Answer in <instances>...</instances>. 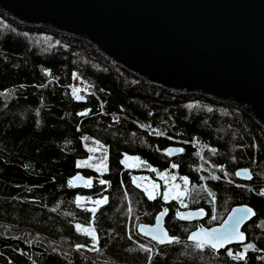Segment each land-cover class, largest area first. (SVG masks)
<instances>
[{
    "label": "trees",
    "instance_id": "16d2710c",
    "mask_svg": "<svg viewBox=\"0 0 264 264\" xmlns=\"http://www.w3.org/2000/svg\"><path fill=\"white\" fill-rule=\"evenodd\" d=\"M74 72L92 88L83 99L70 92ZM82 134L107 146L108 171L77 165L87 155ZM171 145L183 151L168 155ZM125 153L140 158L135 167L120 163ZM246 166L252 177L237 178L235 169ZM77 172L87 177L84 186L69 184ZM157 172L188 177L184 205L163 198ZM139 175L159 181L153 199L133 183ZM261 188L264 126L244 108L150 83L83 38L0 9V264H264ZM78 194L106 202L93 213L76 202ZM241 203L255 212L243 228L244 243L254 245L244 260L226 254L244 243L196 248L186 237L198 222L175 217L177 209L203 208L200 223L209 227ZM164 208V227L176 237L171 244L137 229ZM75 223L93 227L95 245Z\"/></svg>",
    "mask_w": 264,
    "mask_h": 264
},
{
    "label": "water",
    "instance_id": "95a60500",
    "mask_svg": "<svg viewBox=\"0 0 264 264\" xmlns=\"http://www.w3.org/2000/svg\"><path fill=\"white\" fill-rule=\"evenodd\" d=\"M0 9L24 23L81 37L150 83L238 105L264 126V0H0ZM244 168L249 176H235L249 180L247 166L236 168L234 174ZM77 173L69 184L84 186L87 177ZM177 210L175 217L182 221H199L205 214L204 210L184 219L176 216ZM161 212L164 227L167 209ZM227 213L209 227L198 222L186 239L198 226L207 229L223 223ZM254 214L240 225L244 240L222 248L246 241L243 228ZM155 223L156 217L154 223H139L137 229L144 235L139 226Z\"/></svg>",
    "mask_w": 264,
    "mask_h": 264
},
{
    "label": "snow or ice",
    "instance_id": "6c2138e0",
    "mask_svg": "<svg viewBox=\"0 0 264 264\" xmlns=\"http://www.w3.org/2000/svg\"><path fill=\"white\" fill-rule=\"evenodd\" d=\"M47 71V70H45ZM75 75V73H74ZM79 90L77 88H73L72 89V94L73 96H75L76 99H83L82 96L77 95V92ZM84 112H87V110L85 109ZM161 135H163V133H159ZM97 143H99V141H97ZM90 151H92V149H89ZM165 152H168L169 154H171V152L175 151V152H181L183 151V149L181 148H169V149H165ZM89 159H91V157H89ZM139 157H129L127 154H124V158L121 159L120 163L124 164L125 167H135V164H129L127 161L128 160H139ZM104 160H106V156L103 158L102 162L99 164H89V167H95L96 171L98 172H105L108 171L107 165L105 162H103ZM77 165L81 164V161H77L76 162ZM145 164L146 167H148L149 169H151L152 171H156V169L152 168L151 165L147 164L146 162H143ZM172 167H176L175 164L172 165ZM221 168V170H223V166L220 165L218 166ZM167 170H165L166 172ZM157 175L163 176L164 173L163 172H157ZM235 175L240 176V175H244V176H249V170L247 168L244 169H238L235 173ZM77 176H79V174L77 173ZM213 179H218V177H216L215 175H213L212 177ZM72 179H76V177H73ZM138 179H144V177H133L132 181L134 184L137 183ZM181 179L184 181V190L181 191L180 187L173 183L171 185H169L168 180H165V186H164V190H163V198L165 200H169V199H176L178 201H180V203L183 205L184 201L183 199H181L183 196H185V194L189 191V186H188V177L184 176L181 177ZM201 179H204L203 177H201ZM88 180H91V177L88 178ZM101 184H107L108 181L105 180H100L99 181ZM142 185L137 184V187H141ZM144 188V192L146 195H148L149 199H153L155 194H156V189H157V185L153 182L150 183L149 185H143L142 186ZM204 191H207L208 196L213 197L214 199V193L210 190L207 189L206 186L201 185L200 186ZM260 194L264 195V188L260 189ZM81 200L80 196L76 197V202L79 203ZM106 200L105 198H101V199H97L95 201H93V203L95 205H100L102 203H105ZM90 212H95L96 209L95 208H91L89 209ZM166 211V210H165ZM204 212V209L202 208H198L195 211H188V212H181L179 210H177L176 212V216L180 217V218H184V219H190L193 216H200L202 215ZM253 209L251 207H249L248 205H238L236 207H233L232 210L230 212L227 213V219H225L223 221V223L219 224L216 227L213 228H203L198 226L196 228L195 231L191 232L188 235V240L193 241L195 244L196 248L199 249H203L205 248V246L210 247L213 250L216 249H220L222 248L224 245L228 244L230 241H234V240H239L242 241L244 240V232L240 230V225L246 220L248 219L249 216L253 215ZM163 216V212H161L160 214H157L156 216V223L152 226H145V225H140V231L141 233H143L144 235H148L151 237L152 240L157 241L160 244H164V243H173L176 241V237L175 236H170L168 235L167 231L165 230L164 227H162L161 225V217ZM214 219V216H213ZM75 227L77 228V230H81L83 229V231L91 237L92 243L93 245L96 244L97 242V236L95 234V231L92 229V227L90 225H80V224H76ZM77 248L81 247V245H76ZM140 247L142 249H146L147 246L146 245H140ZM254 247L253 244L251 243H244L242 245L243 250L242 251H237V252H233V250L231 248L226 250V254L227 256L235 259V260H244L245 257V252L247 249ZM148 257L149 259H151L152 257V252L151 250H148Z\"/></svg>",
    "mask_w": 264,
    "mask_h": 264
},
{
    "label": "rangeland",
    "instance_id": "374dc122",
    "mask_svg": "<svg viewBox=\"0 0 264 264\" xmlns=\"http://www.w3.org/2000/svg\"><path fill=\"white\" fill-rule=\"evenodd\" d=\"M72 35V34H71ZM75 36V35H74ZM81 38V37H80ZM73 88H77L79 91L77 92V95H81V92H83L85 90V83L81 81V79L78 77V75L75 73H73L72 75V83L70 85V92L72 94V89ZM73 96V94H72ZM75 98V96H73ZM97 139L93 138L92 136L90 135H87V134H82L81 135V142H82V145L83 147L85 148V150L87 151V155L86 157H83V158H79L78 160L81 161V164L78 165L79 167H87V168H90L92 170H94L95 172H97V174H101L103 172H98L96 171V168L95 167H89L88 165L89 164H99L102 162L103 158L106 156V160H104L103 162L106 163L107 165V146L104 145L102 142L99 141V143H97ZM89 149H92V151H90ZM127 154L129 157H136L130 153H125ZM89 157H91V159H89ZM124 158V156H123ZM122 158V159H123ZM77 160V161H78ZM76 161V162H77ZM129 164H135L137 165L138 164V161L137 160H128L127 161ZM139 177H144V179H142L141 181V185H149L150 183H155L156 185L159 183V181H155V180H151V179H148L147 177L143 176V175H139ZM138 177V178H139ZM160 179H161V183H162V192L164 190V186H165V180H168L169 182V185L175 183L177 184L179 187H180V190L183 191L184 190V181L181 179V177H184L180 174H177L176 172H170V173H165L163 176H160ZM138 180H141V179H138ZM159 185H157V188H158ZM157 190V189H156ZM77 196H80L81 197V200H80V203L82 204H85V205H89L91 208H93V206L95 205L93 203V201L97 200V199H101V197L99 196H95V197H92L91 199H87V197L83 196V195H80L78 194ZM76 196V197H77ZM181 199H183L184 203H185V200H186V194L185 196H183ZM180 203V201H178ZM180 205H182L180 203ZM184 205V204H183ZM76 224H80V225H85L86 224H81V223H75ZM74 225V227H75ZM89 225V224H88ZM91 226V225H90ZM92 227V226H91ZM76 231L80 232V233H83V234H86L83 229L81 230H77V228L75 227ZM93 229V227H92ZM94 230V229H93ZM87 235V234H86ZM90 237V236H89ZM91 239V237H90ZM92 241V240H91Z\"/></svg>",
    "mask_w": 264,
    "mask_h": 264
},
{
    "label": "flooded vegetation",
    "instance_id": "af4514ba",
    "mask_svg": "<svg viewBox=\"0 0 264 264\" xmlns=\"http://www.w3.org/2000/svg\"><path fill=\"white\" fill-rule=\"evenodd\" d=\"M205 216H206V211H205V214H204V216H203L202 219H204ZM202 219H201V220H202ZM195 221L200 222V220H199V221H198V220H195Z\"/></svg>",
    "mask_w": 264,
    "mask_h": 264
},
{
    "label": "built area",
    "instance_id": "2783aa9c",
    "mask_svg": "<svg viewBox=\"0 0 264 264\" xmlns=\"http://www.w3.org/2000/svg\"><path fill=\"white\" fill-rule=\"evenodd\" d=\"M88 91H92L91 88H88Z\"/></svg>",
    "mask_w": 264,
    "mask_h": 264
}]
</instances>
